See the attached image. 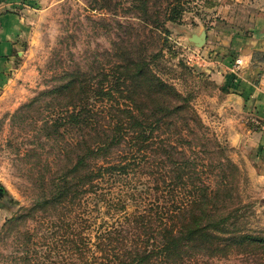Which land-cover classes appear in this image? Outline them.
I'll return each instance as SVG.
<instances>
[{
	"label": "trees",
	"instance_id": "16d2710c",
	"mask_svg": "<svg viewBox=\"0 0 264 264\" xmlns=\"http://www.w3.org/2000/svg\"><path fill=\"white\" fill-rule=\"evenodd\" d=\"M137 1L131 8L151 32H164L183 10L181 0ZM120 29L127 37L101 66L42 94L53 111L43 129L61 145L37 175L36 198L6 222L25 226L26 258L39 238L46 257L57 252L49 264H211L231 256L264 264V227L252 224L228 147L208 135L190 96L157 75L160 51ZM144 179L154 183L150 197L142 196ZM95 213L111 219L92 227Z\"/></svg>",
	"mask_w": 264,
	"mask_h": 264
},
{
	"label": "rangeland",
	"instance_id": "374dc122",
	"mask_svg": "<svg viewBox=\"0 0 264 264\" xmlns=\"http://www.w3.org/2000/svg\"><path fill=\"white\" fill-rule=\"evenodd\" d=\"M15 2L17 6L4 10L18 14L22 22L13 40L12 53L0 56V264L59 261L57 252L55 257H46V245L39 238L32 245L29 261L23 240L25 226L9 229L6 222L31 205L38 195L35 180L45 159L50 161L59 155L61 143L57 140L61 138L54 136L49 140L43 129V121L53 111L44 106L42 94L64 83L62 78L68 74L78 70L92 72L97 65L101 66L113 42L127 37V31L120 26L131 28L133 37L140 33L149 51H160L155 66L157 75L190 96L208 135L227 146L226 153L231 157L226 122L216 119L214 111L221 96L215 92L214 77L203 70L212 69L215 62L228 61L230 48L238 46L255 27V20L264 16V0H181V15L176 21L167 22L164 32H151L144 27L131 8L137 0ZM193 37L201 38V42ZM200 150V156L206 158L203 147ZM232 161L243 175L239 194L251 206L252 224L264 227V187L247 176L241 162ZM141 182L143 197L156 193L153 182ZM136 184L131 186L140 189L141 183ZM128 205L136 207L131 202ZM95 216L97 221L92 227L99 226L102 217L111 219L108 214ZM40 228L38 233L43 231ZM66 263L80 264L74 259ZM209 263L252 264L241 256L213 259Z\"/></svg>",
	"mask_w": 264,
	"mask_h": 264
},
{
	"label": "crops",
	"instance_id": "0c3cea01",
	"mask_svg": "<svg viewBox=\"0 0 264 264\" xmlns=\"http://www.w3.org/2000/svg\"><path fill=\"white\" fill-rule=\"evenodd\" d=\"M15 1L0 0L1 57L12 53L22 22L18 14L4 10L17 6ZM254 23L251 33L230 48L227 62H215L203 71L214 77L215 92L221 96L214 111L216 119L226 122L231 160L241 162L247 176L264 187V130L253 122L264 124V16Z\"/></svg>",
	"mask_w": 264,
	"mask_h": 264
},
{
	"label": "built area",
	"instance_id": "2783aa9c",
	"mask_svg": "<svg viewBox=\"0 0 264 264\" xmlns=\"http://www.w3.org/2000/svg\"><path fill=\"white\" fill-rule=\"evenodd\" d=\"M197 56V55H196ZM199 57L197 56V59ZM237 64H239V60H237ZM255 123V125H257L259 128L263 129L264 130V124H261L260 122L258 121H253Z\"/></svg>",
	"mask_w": 264,
	"mask_h": 264
},
{
	"label": "water",
	"instance_id": "95a60500",
	"mask_svg": "<svg viewBox=\"0 0 264 264\" xmlns=\"http://www.w3.org/2000/svg\"><path fill=\"white\" fill-rule=\"evenodd\" d=\"M194 39L196 40V41H201V39L199 38V37H194Z\"/></svg>",
	"mask_w": 264,
	"mask_h": 264
}]
</instances>
